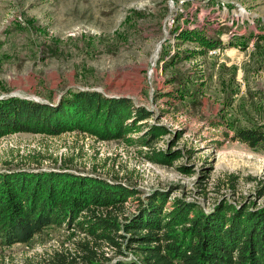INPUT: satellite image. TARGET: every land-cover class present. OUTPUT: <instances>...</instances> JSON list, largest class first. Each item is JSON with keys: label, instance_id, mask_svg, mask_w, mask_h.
Listing matches in <instances>:
<instances>
[{"label": "rangeland", "instance_id": "374dc122", "mask_svg": "<svg viewBox=\"0 0 264 264\" xmlns=\"http://www.w3.org/2000/svg\"><path fill=\"white\" fill-rule=\"evenodd\" d=\"M240 7L248 14L237 25ZM196 27L222 36L225 45L217 53L174 61L177 51L198 48L177 40L179 30ZM234 29L239 34L230 38ZM85 88L129 96L155 110L172 130L155 145L174 141L185 156L165 166L121 141L23 132L0 138V169L118 176L143 196L172 190V197L184 195L207 209L225 195L264 204V194L258 197L264 190V152L213 125L264 122V100L256 96L264 91V0H0V98L56 102ZM180 90L179 100L168 94ZM180 164L194 171L184 173ZM230 174L237 176L235 190ZM137 204L128 202L127 214ZM81 237L75 228L49 226L29 243L0 244V264H46L55 251L77 253ZM102 250L114 259L140 258L134 249L125 255L107 245Z\"/></svg>", "mask_w": 264, "mask_h": 264}, {"label": "trees", "instance_id": "16d2710c", "mask_svg": "<svg viewBox=\"0 0 264 264\" xmlns=\"http://www.w3.org/2000/svg\"><path fill=\"white\" fill-rule=\"evenodd\" d=\"M177 40L198 48L177 51L174 61L197 59L225 45L219 35L200 27L179 30ZM181 93L168 92L175 100L182 98ZM256 96L264 100V91ZM158 119L155 110L129 96H110L92 88L68 93L56 102L0 98V138L23 132L50 136L72 132L136 146L146 160L173 166L185 152L174 149V141L166 147L155 145L172 132ZM213 125L223 127L227 137L264 152V122L235 127L216 120ZM178 168L187 174L194 171L188 164ZM228 180L235 190L237 176L230 174ZM142 194L118 176L0 169V244L29 243L49 226H65L83 236L77 253L55 251L46 264H264V204L250 198L237 202L225 195L207 209L184 195L172 197V190ZM263 194L260 190L258 197ZM131 200L138 203L136 212L127 214ZM103 245L118 255L134 249L140 258L114 259Z\"/></svg>", "mask_w": 264, "mask_h": 264}, {"label": "built area", "instance_id": "2783aa9c", "mask_svg": "<svg viewBox=\"0 0 264 264\" xmlns=\"http://www.w3.org/2000/svg\"><path fill=\"white\" fill-rule=\"evenodd\" d=\"M225 8H226V6H224V9H225ZM239 10H240V13L236 14L237 19H235L236 22H237V25H239V24H244V22H245L244 17H245V15L248 14L247 11H246L244 8H242V7H240ZM243 12H245V13H243ZM240 16H243L241 22H240ZM233 23H234V18H233L232 24H233ZM196 28H197V27H196ZM200 28H201V27H200ZM238 34H239L238 31H237L236 29H234V30L230 31L229 36H230V38H233V37H235V36L238 35ZM227 37H228V34H227ZM221 39H222V36H221ZM222 40H223V39H222ZM220 50H221V47H217V48H215V49L210 50V52H211V53H217V52H219Z\"/></svg>", "mask_w": 264, "mask_h": 264}, {"label": "water", "instance_id": "95a60500", "mask_svg": "<svg viewBox=\"0 0 264 264\" xmlns=\"http://www.w3.org/2000/svg\"><path fill=\"white\" fill-rule=\"evenodd\" d=\"M93 89H95V88H93ZM95 90H99V89H95ZM11 96H15V95H11ZM35 100L41 101V100H38V99H35ZM43 102H46V101H43Z\"/></svg>", "mask_w": 264, "mask_h": 264}, {"label": "bare ground", "instance_id": "6f19581e", "mask_svg": "<svg viewBox=\"0 0 264 264\" xmlns=\"http://www.w3.org/2000/svg\"><path fill=\"white\" fill-rule=\"evenodd\" d=\"M157 52V51H156Z\"/></svg>", "mask_w": 264, "mask_h": 264}]
</instances>
